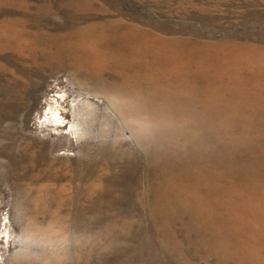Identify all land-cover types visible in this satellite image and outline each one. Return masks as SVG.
Here are the masks:
<instances>
[{"label": "rangeland", "instance_id": "374dc122", "mask_svg": "<svg viewBox=\"0 0 264 264\" xmlns=\"http://www.w3.org/2000/svg\"><path fill=\"white\" fill-rule=\"evenodd\" d=\"M115 20L195 50L193 105L140 90L115 111L64 54L46 67L76 30ZM7 25L44 60L22 67L0 43V264H264V0H0ZM10 74L23 96H9ZM62 94L105 111L106 137L93 117L79 140L43 125ZM154 166L174 173L158 197Z\"/></svg>", "mask_w": 264, "mask_h": 264}, {"label": "bare ground", "instance_id": "6f19581e", "mask_svg": "<svg viewBox=\"0 0 264 264\" xmlns=\"http://www.w3.org/2000/svg\"><path fill=\"white\" fill-rule=\"evenodd\" d=\"M25 31L11 28L9 25H7V28L0 27V43L3 47L5 49L16 48L19 51L16 52L17 54H26V56L23 55L25 59L18 60L22 67L24 63H27L26 60L38 61L37 58L39 61L44 60V51L39 48V42L31 40ZM74 37H78L75 40L76 49L71 50L72 44L69 43L65 45V49L57 48L56 53H48L49 59H46V67L51 65L53 71L56 66H53L52 60L57 55L64 54L73 61L70 66L71 68L74 66L76 72H72V74L82 84V87L88 86L93 90V92L87 90L90 93L89 95L92 94L107 101L115 111L119 110V103L123 101L121 98L125 97L126 100H130L128 98L132 97L134 99V96L130 93H136L140 98V90L145 91L147 100L157 102L166 92L169 98H175L178 95L180 98L182 94L183 100H188L191 105L194 104L196 91L190 89L196 87L194 84H198V82L193 79L187 62L196 53L194 49L184 46L181 40L166 39L149 34L138 25H127L120 20L107 21L99 26L81 27L76 30ZM0 47H2L1 44ZM31 57L33 58L30 59ZM202 57L205 62V55ZM38 64H34L36 70L30 69L34 73L20 70V75L28 77L37 73ZM0 69L2 77H4L7 72H4L2 68ZM6 79L5 85L8 89L6 90L9 91V96L16 97L19 90L23 96L25 88H28L29 85L19 83L13 74L8 75ZM143 83L144 86H142ZM178 86H183L184 89L180 90ZM15 88L19 90L14 91ZM210 89L208 88V90ZM200 91L202 90L200 89ZM65 97L66 95L62 94L59 96L60 99H50L48 110L44 120H42L43 125L44 123L47 125L54 124L56 129L61 131L66 128L71 136L79 140L89 134L82 126L89 118L93 117L100 120L101 127H103L101 134L105 138V134L108 133L106 112L93 107L89 102L83 103L86 106H82L81 100L77 99L68 104ZM173 105L181 107L185 104H182L178 99H174ZM73 113H76L75 116H79L81 119L84 117V121H80L75 116L73 117ZM102 154H105V151ZM156 169L155 166L151 169V174L155 173L156 175L151 176L153 182H150L149 186L150 195L154 197H158L163 192L162 183L158 181L161 176L168 179L169 177L174 178V173L165 168H162L160 176H158L159 173L157 174ZM176 177H179L177 179L180 182L181 176ZM182 184L179 190L180 193H185L188 186ZM203 210L201 209L202 212Z\"/></svg>", "mask_w": 264, "mask_h": 264}]
</instances>
